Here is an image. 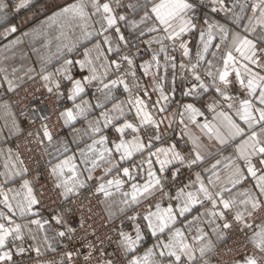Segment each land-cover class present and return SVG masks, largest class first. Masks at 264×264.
<instances>
[{"label": "snow or ice", "instance_id": "1", "mask_svg": "<svg viewBox=\"0 0 264 264\" xmlns=\"http://www.w3.org/2000/svg\"><path fill=\"white\" fill-rule=\"evenodd\" d=\"M205 2L74 0L30 33L14 36L20 31L17 26L6 27L0 32V42H5L0 51L12 53V57L0 58V74L7 83L6 92H24L17 103L27 109L26 112L22 109L25 120L32 124L47 121L41 123L38 132L42 135H37L36 143L43 144L45 140L52 143L49 124L53 116L63 121V126H72L74 137L82 139L86 135L91 140L78 152L70 149L69 142L65 141H59L56 155L45 148V155L56 161H47L46 170L47 177L52 179L56 199L75 204L76 198L91 191L97 203L108 206L109 217L113 205L120 212H125V208L119 205L132 209L134 214L127 216L132 222L130 232L114 224L109 228L117 235L116 256L122 257L127 264H199L197 253L203 264H209L206 257L215 250L216 243L201 227L202 223L211 227V236L218 241L227 240L233 233H242L251 245V254L241 253L237 247L229 248L225 258L217 264H264V0H235L231 8L225 7L227 0H207L212 12L231 13L237 24L247 20L244 31L235 33L208 19L202 22L207 28L200 27L197 10ZM31 4L32 0H20L17 10ZM6 7L0 3V11ZM237 7L239 12L235 11ZM249 10L251 15L245 16ZM2 23L3 17H0ZM197 32L200 45L193 62L186 37ZM144 36L149 39L141 40ZM216 36L220 37V42L214 44ZM25 40L33 45L39 42L44 49L55 42L54 55L58 60L61 53L73 52L82 41L92 42L91 48L85 47L83 58L65 56L55 71L48 69L52 56L35 49L40 57V70L30 68L25 72L28 80L38 77L42 82V95L51 94L49 99L63 96L72 101L71 107L57 113L56 100L52 99L51 113L41 109L32 103L35 91L24 89L21 83L24 78L16 75L17 69L13 67L8 73L7 62L14 58V49ZM134 40L147 44L152 52L151 59L139 65L143 76L151 77L143 87L131 52L132 48H138ZM169 48L173 53L179 51L183 58L179 69L189 84L183 91L184 97L199 101L212 90L211 99L202 105L213 113L211 120L199 121L198 118L205 117V111L195 102L180 103L177 111L166 115L175 100L167 94L171 90L161 86L165 77L159 72L162 68L165 71L169 67L177 68L176 57L168 52ZM212 48L216 51L210 52ZM206 54L212 59L206 60ZM76 66L78 73L72 71ZM155 93L158 96L153 99ZM124 94L125 99H119ZM10 108L8 102H0V112L11 117L10 124L6 121L5 127L19 138L25 121L17 122ZM126 113L134 115L127 117ZM176 116L186 129L189 125L198 127L209 142L217 145L216 153L208 151V144L203 143L201 137H189L192 147L187 154L178 150V144L158 146L157 142L168 144L161 126L166 124L171 128ZM85 120L87 128L75 129L77 122ZM72 142L79 147V140ZM15 147L14 152L11 147L0 146V160L3 161V171H0V264H18L15 257H23L28 251L23 246L26 232L32 240L37 239L29 225L46 233L43 241L49 249L52 248L50 239H77V229L66 218L73 215L72 209L54 213L47 219L27 220L40 216V197L45 196L48 189L41 183L44 174L33 173L22 158L34 150L23 142ZM229 148L235 156L226 165L229 169L227 183L231 187L214 190L210 186L216 181L209 178L205 184L201 172L196 169L208 162V157H215ZM70 152L72 154H68ZM137 156L141 159L137 160ZM124 162L131 163L125 167ZM219 163L217 161L212 168ZM98 169L102 172H97ZM114 169L116 175L109 179ZM181 169L190 170L195 179L190 175L189 183L178 184L173 194L166 190L165 182L169 176L173 183L180 181ZM212 175L220 180L215 171ZM249 177L255 183L233 194V188L251 183ZM89 182H93L91 186ZM225 193L229 195L225 197ZM162 202H166V206L162 207ZM145 203L149 206L136 213L133 206L143 207ZM78 207L81 209L79 228L84 233L80 246L89 249L84 256L85 264H122V260L110 257L103 249L105 241L112 240L107 232L100 231L105 225L101 223L97 228L91 209L85 213L82 202ZM200 208L204 210L201 212ZM194 211L197 215L189 220L187 214ZM15 218L26 219V223H16ZM52 221L58 229L52 227ZM46 225L52 227L54 236L47 234ZM89 235L95 239H89ZM146 237L153 239L151 247H143ZM33 250L40 255L39 247ZM74 255H79L76 249L66 251L59 264H73Z\"/></svg>", "mask_w": 264, "mask_h": 264}, {"label": "crops", "instance_id": "2", "mask_svg": "<svg viewBox=\"0 0 264 264\" xmlns=\"http://www.w3.org/2000/svg\"><path fill=\"white\" fill-rule=\"evenodd\" d=\"M72 2H74V0H32V4L29 5V7L17 10L20 0H15L14 2H11L10 0H0V3L7 5V7L3 11H0V17H3V23L0 24V32H3L6 27L17 26L20 29V31L17 34H14V36H21L23 32L30 33L33 31V29H39L42 25H45L49 17H51L55 12H58L61 7L67 6V4L72 3ZM241 2H244V0H241ZM234 3H235V0H227L225 7L231 8ZM235 11L239 12V8L237 7ZM244 15L245 16L251 15L250 10L246 11ZM196 19L198 23H200L201 28H207V25L203 24L202 22L204 19H208L212 23H218L226 27L232 33H235L236 31L243 32L244 31L243 25L247 23L246 19L244 21H241L239 24L234 23L231 13H226L224 11L212 12L211 10H207L203 7L198 8ZM55 27L56 26H54V28ZM186 38L190 42V46H191L190 58L194 62L197 47L198 45H200L198 32L195 34H190ZM147 39H149L148 36L141 37V40H147ZM219 42H220V37L216 36L215 39L213 40V43L215 44ZM3 43L5 42H0V49H2ZM133 43L138 44V46H145L146 48H148L145 52H142L140 54H137V51L135 50L136 47L131 49V51L132 50L136 51V53H134L133 58L135 60V65L138 69V75H140L141 77L140 81L141 82L144 81L146 83L147 81L151 79V77L143 76L142 70H139V65L144 64L151 59V55H152L151 48L147 44L140 43L135 40L133 41ZM92 46H93L92 42L82 41L78 45V47L73 50V52L61 53L60 59L58 60L56 59V56L54 55L56 53L55 42H53L50 48L44 49L39 42L33 45L30 40H25L23 44L18 45L17 48L14 49L15 51L14 58L10 59L7 62L8 73L10 74L12 72V68L15 67L17 69L16 75L19 77H23L24 78L23 81H25L28 79L25 76V72L28 71V69L36 68L37 71H39L41 67L39 63L40 57L39 55H37V52L35 51V49H40L42 54H47V55L52 56V63L48 65V69L49 71H55L56 68H59L61 66L62 60L65 56H67V58L69 59H81L83 58L82 53L84 52L85 47L91 48ZM152 47H157V46L153 45ZM211 51H216V49L212 48L210 49V52ZM168 52L176 57L177 68L172 69L169 67L167 71H165L162 68L159 72L160 76L165 77V79H163L160 82L161 86L165 88L166 90L170 89L171 91H169L167 94H169L175 100V103H173L170 106L169 113H167L166 115L170 116L172 112L177 111V106L180 103L195 102L197 107H201V110L205 111V117L198 118L199 121L203 123L205 119L211 120L213 113L208 112L206 108H204L202 105L207 100L211 99L212 90L210 89V92L208 94H205L204 97H201L199 101H194L192 97H184L183 91L187 90V87H189V84H188V81L184 79L183 72H181L179 69V64L183 61V58L181 57V54L179 51H176L173 53L172 49L169 48ZM4 55L12 57L11 52L5 53L3 51H0V58H2ZM107 55L112 56L114 55V53H108ZM205 59L206 60L212 59V57L206 54ZM161 63L163 64V60H161ZM205 67H207L206 64H205ZM72 71L74 73H78L79 71L78 66L74 67ZM153 71H155V69H153ZM32 75L35 76V73H32ZM6 89H7V83L3 79V74H0V102L6 101L11 105L10 111L16 117L17 122H19L18 116L10 100L1 94V92L6 91ZM148 91L150 93L152 92V88L150 85L148 86ZM125 96L126 94L120 95L119 99H125ZM157 96H158V93H155L152 98L155 99ZM59 100H60L59 101L60 107H59L58 112L63 111L65 108L72 106V101L67 100L63 96L59 97ZM109 107H111V105H109ZM132 115H134V113H126L127 117H131ZM91 118L92 117L90 116L89 119ZM179 120H180V117L176 116L175 117L176 122L172 125L171 128H168L166 124L161 126V128L165 132L164 139L168 142V144H160L159 142H157L158 146L166 147L169 144H178L179 146L178 150H181L185 154H187L188 150H190L192 147L189 137L190 136L191 137H201L202 142L205 144H208V151L212 153H216L217 145L214 142H209L207 140V137L202 135L198 127H196L195 125H189L188 128L186 129L183 124L179 123ZM6 121L10 124L11 117H8L2 112H0V146H3L5 149L9 148L8 143L11 137L13 136L12 134L9 133L8 128L5 127ZM57 126L59 127V130L55 134H53L52 143L49 144V142L45 140L44 143L42 144L44 152H45V148H47L48 152H51L53 153V155H56L55 148L58 145L59 141L69 142L70 149H74L77 152L79 151V148L85 146V143H91V140L86 135L83 136L82 139L79 137H74L72 126H63V121H57ZM84 128H87V120H85L83 123L77 122L75 124V129L77 130H81ZM40 135H42V132ZM130 138L131 137H129V139ZM74 140H79V147L77 146V143L72 142ZM68 154H72V153L70 152ZM47 157L49 160H52L53 163L56 162L55 160H53L51 156H47ZM136 159L139 160L141 159V157L137 156ZM234 159H235L234 151L233 149L229 148L227 151H224L220 153L219 155H216L215 157H208V162L203 163L202 166L197 169V171L201 172V177L204 180L205 184L208 183L209 178L216 181L215 185L210 186V187H213L214 190H219L220 188L224 186L231 187V185L227 183L229 169L226 168V165L229 163L230 160H234ZM217 161H219L220 163L217 165L215 169H213L212 165L215 164ZM130 163L131 162H124V166L127 167L129 166ZM240 163L242 164L243 162H240ZM2 164H3V161L0 160V171H3ZM144 167H146V165ZM81 168H83L82 165H81ZM155 168L158 169L159 165H155ZM133 171H135V169ZM213 171L219 174L220 180H216V177L212 175ZM97 172H102V169H98ZM114 175H116L115 169L108 176V178L110 179ZM191 179L194 180L195 176ZM248 179L251 182L250 184H246L244 186L238 185L236 188L232 189V193L237 194L240 191H245L249 187H251L252 184L255 183V181L251 177H249ZM92 183L93 182H89V186H91ZM186 183H189V180L186 181L184 184ZM177 190L178 188H175L174 190H170L169 192L174 194ZM252 190L254 192H258V189H255V188H253ZM224 195L225 197H227L229 194L225 193ZM116 196L118 198L119 193H117ZM163 206H166V202H162V207ZM99 207H100L101 218L108 219V220L109 219L111 220L117 216L125 214L128 211L131 212V209L127 208L124 205H119V207L125 208V212H120L118 207L113 205L111 208V217H109L108 206L105 204L99 203ZM152 210L154 211L155 209L153 208ZM203 210H204L203 208H200L201 212ZM54 213L55 212L40 209L39 217H28L27 220H30L33 218L47 219L51 217ZM187 215H188V219L191 220L192 216L197 215V213L194 211ZM15 219H16V223H26V219H21V218H15ZM205 219H208V218L205 217ZM51 223H52V227L57 228V229L59 228V226H56L54 224V221H52ZM29 227L33 230V233L37 236V239L32 240L30 238V234L27 232L25 233V239L23 242V246L28 251H26L24 256L27 258L28 261H32L31 258L36 260L37 258L41 256L47 255L58 247L60 238H57L56 240L50 239L49 243L52 245V248L49 249L48 246L44 244V241H43V237L45 236L46 233L43 231H36L35 225H29ZM45 227L46 229H48L47 234L50 237L55 235V232L52 230V227H49L48 225H46ZM201 227H203L206 231L210 233V238L215 241L216 246H218L219 244L223 242V241H218L215 239L214 236H211V227L209 225L202 223ZM131 228L132 227L126 228L125 231L130 232ZM153 242L154 241L152 238L146 237L145 241L143 242V247H151ZM16 243L19 244L20 241H17ZM36 247L40 248V255H38L33 250ZM13 251H15L14 248H13ZM197 257L199 260V264H203V260H200L199 258V253H197ZM206 259L209 261L208 257H206ZM120 260H122V257L120 258ZM122 264H127V261L122 260ZM209 264H211L210 261H209Z\"/></svg>", "mask_w": 264, "mask_h": 264}, {"label": "built area", "instance_id": "3", "mask_svg": "<svg viewBox=\"0 0 264 264\" xmlns=\"http://www.w3.org/2000/svg\"><path fill=\"white\" fill-rule=\"evenodd\" d=\"M206 9H210L211 7L208 5L207 0L203 6ZM38 78V77H37ZM40 83H42L40 80L39 81H27L23 83V87L26 90L29 91H35V99L32 101L33 104H38V106L41 109H45L47 112L51 113L53 111L52 108V99H49L48 97L51 94H47L46 96L42 95V89L40 88ZM12 96H10L14 106L16 107V111L20 115L21 120L25 121L23 128H22V135H19V138H17L16 135H14L11 140V147L14 150V152L17 150L15 145H20L23 142V145H26L28 148L33 149L34 151L32 152H27L23 155V159L25 160V163L30 169L33 171L35 174L43 173L44 176L41 178V183L45 184L48 191L46 192L45 196L40 197L42 203L45 202L47 203L48 206L52 209L53 212L55 213H61L62 211H66L67 209H72V216L66 217L69 220V223L71 226L75 227L77 229V239H74L73 241H69L66 238H60L59 245L55 249L56 251L50 253L49 255L41 256L37 258L35 261H28L25 256L23 257H15L17 260L18 264H33L36 262H45V260H48L49 262H60L63 260L64 253L66 251H71L73 249H76L79 252V255H74L73 258V264H85L84 261V256L87 255V252L89 249L86 247H81L80 244L82 243V238L84 233L83 230L79 228V219H80V207L78 205L83 203V211L85 213H89V209L94 210L96 213L94 214V219L97 221L99 224L97 226H100L101 223L105 225L103 229H100L101 232H107L108 236L112 237L111 241H105V244L103 245V249L110 243H112V247H115V243H113V240L116 241L117 235L115 231H109L110 228V223L107 221H101L99 219V210H97V207L95 206L94 203L89 204L90 197L92 195L86 194L83 196H80L76 198V203H71V202H61V200L56 199L55 197V192L52 190V182L47 177V156L45 155L43 148L41 147V144H37L35 141V138L37 135L41 132H38V129H40L41 123H47V121H37L35 124H32L30 121L25 120L24 115L22 114V109L23 111H27V109L24 108V105L22 103H17V101L20 99L21 96L24 95V92L21 91L19 94L17 93H10ZM31 98V97H30ZM60 107L59 102L55 104V111L58 112ZM20 120V121H21ZM49 131L50 132H56L57 131V120L55 116L52 117V121L49 124ZM27 138V139H25ZM29 141H32L29 143ZM21 151H23V147L21 148ZM45 170V173H44ZM183 176L180 181H177V183H173L171 180V177L169 176L168 179L166 180V190L169 191L173 186L177 188V185L179 184L182 186L185 181L187 180V177L191 174L190 170L182 172ZM39 190V189H38ZM46 200H48L46 202ZM92 215V213H91ZM93 216V215H92ZM92 221L90 220L89 223ZM122 226V225H121ZM120 223H118V227H121ZM62 230V229H61ZM91 232V230H89ZM89 239H95V237H92L89 235ZM116 238V239H115ZM246 246V240L243 236L242 233H233L230 238L227 240H224L221 244L216 246L215 250L211 253L213 256V261L214 264H217L218 260H222L225 258V254L227 253V250L229 248L237 247L239 251L242 249V246ZM116 251V248L114 249ZM98 255V253H97ZM81 256V260L79 259Z\"/></svg>", "mask_w": 264, "mask_h": 264}, {"label": "rangeland", "instance_id": "4", "mask_svg": "<svg viewBox=\"0 0 264 264\" xmlns=\"http://www.w3.org/2000/svg\"><path fill=\"white\" fill-rule=\"evenodd\" d=\"M10 1H11V2H14L15 0H10ZM203 8H204V7H203ZM205 9H206V8H205ZM207 10H210V9H207ZM147 49H148V48H146L145 46H138V48H136L135 50L137 51V54H140V53H142V52H145ZM136 51H134V50L131 51L132 54H133V56H134V53H136ZM27 81H31V80H28V79H27V80H25V81H23V82H21V83L23 84V83H25V82H27ZM34 81H39V78H36ZM140 83H141L142 87L145 85V82H144V81H142V82L140 81ZM1 94H2L3 96L7 97V98L10 100V102H11V104H12V106H13V108H14V110H15L17 116H18V119H19V121H20V120H21L20 115H19L18 112L16 111V107L14 106V104H13L11 98H10V96H12V94H10L9 92H6V91H2ZM52 99H55L57 103L60 101L59 98H55V97H53ZM59 104H60V103H59ZM58 130H59V127L57 126V131H58ZM57 131H56V132H57ZM56 132H55V133H56ZM55 133L53 132L52 134H55ZM40 134H41V133H39L38 135H40ZM13 136H14V135H13ZM13 136H12V137H13ZM12 137H11V138H12ZM10 140H11V139H10ZM8 147H11V143H10V141H9V143H8ZM41 147H42V144H41ZM11 148H12V147H11ZM42 148H43V147H42ZM13 151H14V150H13ZM43 151H44V150H43ZM44 153H45V152H44ZM47 159H48V157H47ZM48 160H49V159H48ZM194 167H195V166H194ZM197 169H198V168H197ZM197 169H196V170H197ZM185 171H188V170L181 169V172H185ZM44 173H45V170H44ZM190 173H191V172H190ZM190 175H191V178L194 177V175H192V174H190ZM190 175H189V176H190ZM189 176L187 177V180H186V181L189 180V179H188ZM49 179L51 180L50 177H49ZM186 181H185V182H186ZM51 182H52V180H51ZM174 189H175V187L173 186L170 190H174ZM170 190H169V191H170ZM89 193H91L90 195H92V192H91V191L86 192L84 195L89 194ZM90 200H91V204L94 203L95 206L97 207V210H99V219H100L101 221L103 220V221H107V222H109L108 219H102V218H101L99 203L96 202L95 198H94L93 196H91V197H90ZM47 201H48V200H46V202H47ZM61 202H62V201H61ZM148 206H149V205H148L147 203H145V204L143 205V207H141V206H133V207L135 208L136 213H139V212L143 211V208L148 207ZM40 209H42V210H47V211H52V209L48 206L47 203L45 204V202L42 203ZM52 212H53V211H52ZM91 213H92L93 218H94V214H95L96 212H95L94 210H92ZM133 214H134V213H133V211H132V209H131V212L128 211V212H126L125 214H122V215H120V216H117V217L111 219V224H109L110 227H111L112 224L118 226V223H120V226L122 225L121 228H123V230H125L126 228H130V227H132V222L129 221V220L127 219V216H130V215H133ZM97 224H99V223L96 221V227L99 228V226H97ZM115 239H116V238H115ZM113 243H115V247H112L113 245H112V243H110V244H108V245L104 248V251H105L110 257H113L114 259L120 260L121 257L116 256V251H114L115 248L117 249L116 241L113 240ZM54 251H56V250H53L52 252H54ZM245 251H248L249 254L251 253V245L248 244L247 241H246V246H245V244H244V246H242V249L240 250L241 253H243V252H245ZM52 252H50V253H52ZM50 253H49V254H50ZM49 254H47V255H49ZM44 256L47 257L46 255H44ZM208 258H209V261L211 262V264H214L213 256H212L211 254H210V256H209ZM79 259H80V260L82 259L81 256H80ZM31 260H32V261H35L33 258H31ZM33 264H41V262H36V263H33ZM42 264H53V263H52V262H49L48 260H45V262H43ZM55 264H59V262H55ZM74 264H75V262H74Z\"/></svg>", "mask_w": 264, "mask_h": 264}]
</instances>
